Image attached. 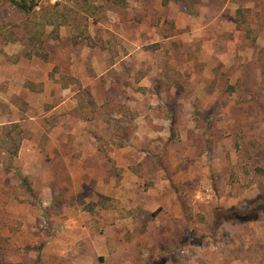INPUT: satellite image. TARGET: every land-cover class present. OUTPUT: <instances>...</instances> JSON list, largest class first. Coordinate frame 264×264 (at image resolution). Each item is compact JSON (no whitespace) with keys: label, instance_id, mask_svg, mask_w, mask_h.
Returning <instances> with one entry per match:
<instances>
[{"label":"rangeland","instance_id":"rangeland-1","mask_svg":"<svg viewBox=\"0 0 264 264\" xmlns=\"http://www.w3.org/2000/svg\"><path fill=\"white\" fill-rule=\"evenodd\" d=\"M125 2L42 60L0 0V264H264V0Z\"/></svg>","mask_w":264,"mask_h":264},{"label":"trees","instance_id":"trees-1","mask_svg":"<svg viewBox=\"0 0 264 264\" xmlns=\"http://www.w3.org/2000/svg\"><path fill=\"white\" fill-rule=\"evenodd\" d=\"M9 3L19 15L21 24L17 26H20L21 32L17 34L8 30L3 34L9 41H21L25 57H38L42 60L49 58L48 41L59 39V27L68 26L78 30L71 32L72 34L66 38L72 44L96 46V39L87 28L88 19L97 20L96 14L103 8V3L126 5L125 0H68L53 3L45 0H9ZM175 83L178 88L176 80ZM179 90L180 86L177 91ZM20 133L18 122L8 123L2 128L0 146L9 160L17 156L22 139Z\"/></svg>","mask_w":264,"mask_h":264}]
</instances>
